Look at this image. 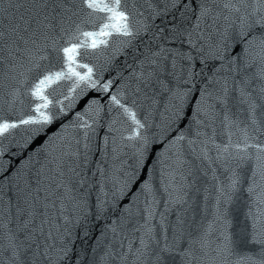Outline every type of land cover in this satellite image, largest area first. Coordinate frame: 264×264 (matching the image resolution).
<instances>
[{
	"label": "snow or ice",
	"instance_id": "snow-or-ice-1",
	"mask_svg": "<svg viewBox=\"0 0 264 264\" xmlns=\"http://www.w3.org/2000/svg\"><path fill=\"white\" fill-rule=\"evenodd\" d=\"M113 43L116 53L130 49L132 60L128 75L118 70L115 81L100 75L106 67L88 62ZM62 81L70 84L59 99L53 85ZM0 88V111L15 114L0 115V264H264V0H0ZM90 90L109 94L107 113L99 96L91 98L20 161L29 143ZM141 95L153 105L165 96L159 121L151 110L140 117ZM110 142L113 161L130 147L135 164L106 168ZM97 151L93 184L87 171ZM209 171L211 219L205 188L197 221L189 195L200 191L197 172ZM241 191L249 224L230 231L229 206ZM129 194L131 203L89 244L96 224ZM133 215L140 219L126 232ZM109 232L113 243L97 261ZM239 245L258 251L241 256Z\"/></svg>",
	"mask_w": 264,
	"mask_h": 264
},
{
	"label": "water",
	"instance_id": "water-1",
	"mask_svg": "<svg viewBox=\"0 0 264 264\" xmlns=\"http://www.w3.org/2000/svg\"><path fill=\"white\" fill-rule=\"evenodd\" d=\"M159 22V21H157ZM119 47V45L113 43V45L108 48L107 50H105L103 53L99 54L96 57H92L90 58V60L88 62L92 63V64H96L99 66H104L107 68L106 71H103L100 73V75L105 79H113L114 81L117 80V76H116V72L118 70H123V74L125 76L128 75V72L131 71L130 68L126 67V64H131L132 60H131V56L129 54L126 53H130V49H126L125 53H116L114 51L115 48ZM114 57V59H111V62L108 63L109 59ZM46 64L48 62H45ZM52 64H54L57 68L60 67V62L56 59L52 60ZM35 74H33L34 76ZM70 82L67 81H62L59 85H53V88L55 89V95L57 96V98L59 99H63V95H68L67 89L69 87ZM119 87L118 84H115L113 86V88L110 90L111 94H115V92L117 91V88ZM51 91V89H50ZM3 94H4V89L0 88V106L3 105ZM63 94V95H61ZM108 95L107 93H97L94 90H90L88 91V93L84 96L81 97H77L76 98V103L71 107V109L68 110V114L66 116L60 117L58 119H56L53 124H51L50 126H48V128L42 132L41 134H39L38 136H36L28 145L27 150L25 153H23L20 157L19 160L23 161L24 159L27 158L28 155H32L33 153L37 152L40 150L41 147H43L47 141L49 137L54 136L61 128L62 124H67L70 123V121L74 118L75 112L77 111H81L82 108L84 107V104L90 100L93 97L99 96L100 97V101L102 104H104L105 106V113H107V109H108ZM149 95L151 96L152 93H149ZM129 103L132 99L131 96H129ZM156 99L159 101L158 105H153L152 103V99H145L143 97V95L140 96L138 103L140 105H142L139 109H138V113L140 115L141 118H143V116L146 114V112H148L149 110L153 111V115L155 117L156 121L160 120V113L163 112L164 110V101H165V96L164 95H160L157 96ZM65 105H67L69 102L67 100L64 101ZM26 104H27V100H26ZM25 111H27V108H25ZM233 111H235V108L233 109ZM117 110H113L112 115L115 116L116 115ZM0 115L3 116H7L9 119H14L15 118V114H9L6 111H0ZM246 116V113H241V119H243ZM105 119H107V116H105ZM116 127H120L121 125L118 123L117 125H115ZM217 132H220V124L219 121H217ZM155 130V129H153ZM105 134V129H101L99 132V135L97 137V142L102 144V138ZM23 135L22 130H16L15 132V138L17 140H19L21 138V136ZM221 139H225L224 137H221L218 135V142ZM233 139H236V137H234ZM260 139L262 141H264V137H260ZM5 144H8V141L5 140L4 141ZM119 143V141H118ZM161 150V146L159 144H157L154 148V150L152 151V160L154 161L155 156L157 155L158 151ZM13 153V160L14 162L16 161L17 157L15 156V149L11 150ZM133 149L132 148H124L123 151L120 153L119 158L116 160H112L111 158V142H110V146H109V161H108V165H105L106 168H108L109 165H115L116 167H120L121 162H125L124 166L127 167L128 165H134L135 164V158L133 156ZM212 155L214 156L215 153L213 152ZM41 160H43V155H41ZM100 159V154L99 152H95L94 155L92 156V163L89 165L88 171H87V176L89 179L90 183L95 184V180L99 178L98 174L97 176L94 178L92 176V173L95 171V166H96V162L99 161ZM15 167H19L18 163H14ZM38 167V165L36 166ZM113 169L109 168V171L111 172ZM242 172L244 173L245 176L250 175V165L245 167ZM140 175L146 180L149 179V176L147 174V172L142 171L140 173ZM217 175H219L220 179L223 180L225 183H227V180L225 179L226 177V173L223 172V170H219ZM197 176H198V180H197V187L200 189L199 193H197L195 190H193L190 195H189V200L190 202H192L193 200L195 201V204L193 205V207L196 209V218L197 221H199L202 218V212L201 209L204 206V194H205V188L208 189V193H209V199H208V216L206 217V219L210 220L211 219V211H212V204L214 203V196H215V190L213 185L215 184L214 181H212L210 179L211 177V172L209 171V176L208 177H204L202 175L199 174V172H197ZM157 186H158V179H157ZM107 189L110 191L112 185L109 183L107 184ZM133 189H138L139 188V184L133 185L132 186ZM244 188L247 187V183L245 182V184L243 185ZM99 185H96L91 191H90V203H95V198L97 195V191H98ZM83 191V190H81ZM132 201V195L129 194L127 197H125L124 199H122L119 204L117 205V208L115 210V214L109 213V219L108 220H102L100 222H98L96 224V228L95 231L92 233V239L89 240V244L95 246L97 244V238L100 237V233L101 230L103 229L105 223H110L111 219H117L119 217L120 212L122 211V209L129 205ZM143 197H141V203H140V207H143ZM248 204H249V200H248V195L247 192L245 191H241L240 193H238L236 195V197L234 198L233 203L229 206V210H230V218L233 221V229H231L230 231H235V232H239L240 229L242 227H244L246 224H249L248 221H246L245 219V213L248 211ZM164 210V205L163 203L160 204L158 211H163ZM133 212L135 213V206L133 207ZM176 209H173V211L171 213H168V222L170 224L175 223L176 220ZM192 215L191 210L188 212V217L190 218ZM137 219H140L139 217L133 215L130 220L132 221V223L128 224L125 228L124 231L126 232H130V229L132 227V224L135 223V221ZM158 219V217H157ZM170 234V233H169ZM109 243H113L112 240V233L109 232L108 233V237L106 239H103L100 243V246L97 250L96 253V259L97 261H99V258L101 255H103L104 253V246L109 244ZM125 244H127V240L124 241ZM91 251V250H89ZM258 251L257 247L254 245H239L237 247V252L243 256L244 254H255ZM238 257H232V260L235 262L237 260ZM259 258V257H257Z\"/></svg>",
	"mask_w": 264,
	"mask_h": 264
}]
</instances>
